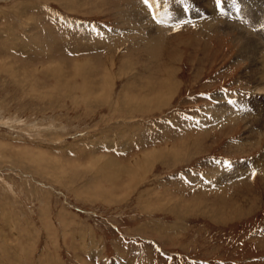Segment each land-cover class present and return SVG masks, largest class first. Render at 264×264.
I'll return each mask as SVG.
<instances>
[{"label":"rangeland","instance_id":"rangeland-1","mask_svg":"<svg viewBox=\"0 0 264 264\" xmlns=\"http://www.w3.org/2000/svg\"><path fill=\"white\" fill-rule=\"evenodd\" d=\"M183 1L0 0V264H264V0Z\"/></svg>","mask_w":264,"mask_h":264},{"label":"bare ground","instance_id":"bare-ground-1","mask_svg":"<svg viewBox=\"0 0 264 264\" xmlns=\"http://www.w3.org/2000/svg\"><path fill=\"white\" fill-rule=\"evenodd\" d=\"M213 1H216V0H213ZM222 1V0H221ZM197 4H199L202 8H203V4H202V0H196L195 1ZM210 2V1H209ZM251 2V1H250ZM187 4V2L184 0L183 1V6L177 11V13L176 14H180V16H178L179 18L181 17V19L182 18H186V19H189V18H191V17H193V18H196V17H201V16H203V15H205V13H204V11L202 10V9H200V11L202 12L201 14H197L196 13V10H193V9H191L190 8V6H188V5H186ZM185 5H186V7H188V9H190V10H188L187 12H185L184 11V7H185ZM207 5V4H206ZM222 5H225L226 6V10L224 9L223 10V14L224 15H222L221 17H222V19L225 17V19L227 18H233L234 17V19L236 18H238V16L239 15H241V12H239V9H240V6H239V2H238V0H225V2L222 4V2H220V5L219 6H217V4L215 3V5H214V9L216 10L217 8H221V7H224V6H222ZM176 6V5H175ZM175 6H174V8H172L173 10H177V6H176V8H175ZM183 9V10H182ZM204 9V8H203ZM205 10V9H204ZM219 10V9H218ZM217 10V11H218ZM217 11H210V12H212L214 15H216V13H217ZM263 13V12H262ZM175 14V15H176ZM181 14H185V16L184 15H181ZM249 14H251V13H249ZM259 14V13H258ZM173 16L172 18L173 19H175L177 16ZM220 17V18H221ZM259 17V16H258ZM242 18V17H241ZM257 18V17H256ZM209 19V18H208ZM210 19H214V18H210ZM221 19V20H222ZM244 19V18H243ZM215 20V19H214ZM218 20V19H217ZM229 20V19H228ZM234 21L232 20V23H233ZM264 22V21H263ZM218 23H220V24H222V22L220 21V22H218ZM263 29V28H262ZM260 91H262V92H264V89L263 90H260ZM244 103H240L239 105H238V107L239 108H243L244 107ZM236 107V106H235ZM258 109V108H257ZM258 111H260V110H258ZM260 112H264V110H261ZM257 118L258 119H260L259 118V116H257ZM257 120V119H256ZM261 121L263 120V119H260ZM257 165H256V163L255 164H253V165H256L255 167H257V166H259V168H260V162H258L257 161ZM241 165H239V166H237L236 167V169H237V171L238 170H240L241 169ZM247 169H252V167L251 168H248V165L246 166V170ZM245 170V171H246ZM236 171V172H237ZM246 173V172H245Z\"/></svg>","mask_w":264,"mask_h":264},{"label":"snow or ice","instance_id":"snow-or-ice-1","mask_svg":"<svg viewBox=\"0 0 264 264\" xmlns=\"http://www.w3.org/2000/svg\"><path fill=\"white\" fill-rule=\"evenodd\" d=\"M163 2L166 4V3H167V0H163ZM220 2H221V0H216V4H217V6L220 5ZM143 4H144L145 6H148V7H156V8L161 7L160 0H155V3H154V4H150V3H149V0H143ZM184 11L187 12V11H188V8L185 7V8H184Z\"/></svg>","mask_w":264,"mask_h":264}]
</instances>
